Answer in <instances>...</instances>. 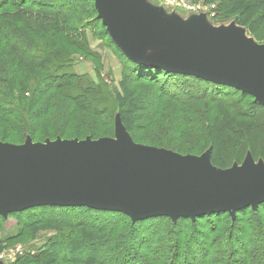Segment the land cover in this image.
<instances>
[{"label":"water","instance_id":"water-1","mask_svg":"<svg viewBox=\"0 0 264 264\" xmlns=\"http://www.w3.org/2000/svg\"><path fill=\"white\" fill-rule=\"evenodd\" d=\"M97 18L123 56L234 88L264 106V45L234 27L210 29L202 16L182 26L141 0H93ZM113 138L21 145L0 142V217L34 207L86 208L133 221L191 219L257 209L264 203V161L246 155L229 169L210 151L183 156L133 142L119 120Z\"/></svg>","mask_w":264,"mask_h":264},{"label":"rangeland","instance_id":"rangeland-1","mask_svg":"<svg viewBox=\"0 0 264 264\" xmlns=\"http://www.w3.org/2000/svg\"><path fill=\"white\" fill-rule=\"evenodd\" d=\"M141 2L143 7L149 12L159 13L164 21L173 19L180 25L185 26L195 20V18L202 16L206 26L210 29H228V27L241 29L254 42L264 45V0H141ZM74 6L78 14L70 13V15L80 22L79 29L81 31L79 32L81 33L79 34L84 36L82 35L81 37L77 32L58 35L55 40H49L45 46L43 44L40 46L39 44L37 47H32L31 49H34V51L24 58L22 54L15 55L6 49L4 54L0 52V73H10L9 63L12 57L16 56L20 66L17 63L18 65L13 68L14 74H21L22 70L19 67L28 65L27 68L29 69L26 72L24 71V73L31 74L33 77L38 76L43 70V65L40 62L42 61L43 52H47L45 48L54 51L55 46H58L66 50V56L72 58L74 73L78 76L90 77L99 88H104L107 91L100 90L98 92L82 88L80 92L75 91L71 92L70 95L58 96L56 101L58 107L55 113L42 119H40V116L34 119V114L26 111L24 113L17 112L18 115L23 116L22 121L24 123L13 130L10 129L11 131L0 124V141L19 143L25 136H28L27 139H29V135H32L36 141H41L44 137L60 138L62 140H83L89 137L95 140L113 138V135H115V121L119 120L125 132L128 131V136L136 144L177 151L182 155L191 153L198 156L204 148H207V145L204 144L206 138L199 136L192 130V127L195 126L193 123L186 127L187 131L182 128L183 126H180L181 128L171 132L166 127L156 130L152 125L153 122L148 123L144 120L153 111L151 100L154 95L165 94L170 98L172 95L177 94V90H192L197 93L208 90L211 93L215 89L209 85L198 86L190 82L188 83L192 85L179 86L178 83L184 82L171 81L165 78L158 79L154 78L155 76L140 77L132 69V63L122 56L123 54L118 46L113 44L114 47H111L105 36L106 29L104 28L105 31L103 32V28L98 23L99 18L96 17L97 20L94 18L91 9L92 5L84 0L77 2ZM247 22H249L250 26L245 25ZM66 35L68 36L67 42ZM69 40L72 43H68ZM3 55L4 58H1ZM37 55L39 57L36 59L35 56ZM33 77L30 76L31 79L25 80L27 91L33 87L32 92L35 88H42L43 82L38 83ZM2 88L3 85H0V91H2ZM107 92L111 95L108 100L103 96ZM33 94L36 95L34 92ZM50 94L53 95L55 93L50 92ZM28 95L30 97L31 92L26 94V96ZM228 100L238 102L236 104L237 107L249 112L247 110L248 101L241 103L234 100L233 97ZM109 101L111 104H109ZM173 101L175 100H163L161 116L167 119L171 116L176 108ZM101 104L104 106H101ZM189 105L187 108L193 105L201 110L203 108L201 103L193 102V104ZM199 113L202 112L199 111ZM254 115H256L254 118L257 119L260 126L250 131L251 135L248 134L246 139H243V136L241 137L235 132V136L232 135L234 140L229 139L230 134L222 136L217 140V144H212L213 146H210L211 149L207 150L213 154V159L217 163L220 162L221 166H229L232 158H241L247 150L252 151L255 157L264 156V116H260L257 113H254ZM211 116L216 118L215 115ZM181 117L185 120L184 124L191 122L194 118L190 115ZM261 118H263V121ZM209 123L216 124L213 119ZM151 138L156 139L159 143H153L150 140ZM247 155L250 156L249 153ZM41 208L45 207H34L31 208L32 210L17 212L19 214L14 213L7 217H0V264H29L26 262H31L36 258L38 260L31 264H62L59 261L61 256L77 257L79 255L90 261L95 259V254H98L91 249V246L90 248H85L83 244H80L81 246H73L71 243L77 241V237H79L77 234L85 233L89 235V233H93L92 231L100 232L101 230L106 231L110 238L114 240L116 238L117 245H115V248L120 246L123 248L126 244L130 247L134 245L132 251L136 250L138 255L143 256L145 253L141 252L138 247L142 246L143 250L146 249L147 242L153 238V234H156L153 228L161 225L159 221H149L144 224H138L134 229H130L129 226L124 227L122 223H119L120 220L105 213H88L77 209L66 210V207L45 210H41ZM257 216L263 219L264 209L259 211ZM245 218L239 220L238 226L242 224L240 221H244ZM254 221L255 224L260 222L256 219ZM216 224L217 220L209 219L201 221L192 227L195 232L192 237L195 238V241L191 245L189 243L182 246V261L183 257H185L191 260L187 261L188 264H199L201 262L200 260L204 257L202 247H200V242L204 241L202 234L205 231L208 233L209 228L214 227ZM114 225H117V227L113 229ZM217 228L215 233L209 235L208 238L211 240L213 237H220L219 232H222L225 241L228 243L230 241V244L234 247V260L236 262L242 261L240 250L236 251L235 240H233L235 237L231 236V230L234 225L223 222ZM257 228V226H254V234L259 232L260 236L264 237V230L261 233V230ZM176 229H181V227H176ZM131 230H134L133 234ZM251 233L252 231L250 230L247 233L248 236ZM134 235L139 240L133 243ZM162 236L164 237V235ZM166 239L169 240L168 244H174V236L170 235ZM154 242L157 246V241ZM164 242L165 245L159 248L160 253H162L163 247L167 245V241ZM153 248L154 250L156 249L155 247ZM236 252L238 255H236ZM139 261L138 258L135 263L140 264L141 261Z\"/></svg>","mask_w":264,"mask_h":264},{"label":"trees","instance_id":"trees-1","mask_svg":"<svg viewBox=\"0 0 264 264\" xmlns=\"http://www.w3.org/2000/svg\"><path fill=\"white\" fill-rule=\"evenodd\" d=\"M82 1L84 0H0V52L4 54L5 50L8 49V51H11L12 54H22L24 58L34 51V49H31L32 47H37L39 44L40 46L41 44L45 46L49 40H55V37L58 35L71 34L73 32H77L78 34L81 33L79 32L81 31V29H79L80 22L71 16L70 13L78 14L74 4ZM86 1L92 5L91 9L93 11L94 18H96L97 12L95 10L93 0ZM98 23H100L104 32L105 27L102 26L100 19L98 20ZM245 25L250 26L249 22H247ZM79 35L82 37L83 34ZM105 36L107 37L111 47H114V43L111 42L106 32ZM67 37L68 36L66 35V42ZM68 43H72L71 40H69ZM45 50L47 52H43L41 56L42 61H39L43 65V70L41 67L40 69L42 72L38 76L33 77L31 74L24 73V71L26 72V70L29 69L27 68L28 65L25 67H19L22 70L21 74H14L13 68L18 64L20 66L16 56L12 57V60L9 63L10 73H0V85H3L2 91H0V124L7 127L9 130H13L18 125L24 123V121H22L23 116L20 114L18 115L17 112L24 113V111H26L28 113L34 114V119L37 116H40V119H42L43 117L55 113L58 107V103H56L58 96L70 95L71 92L75 91L80 92L82 88H88L92 91L98 92L100 90L107 91L104 88H99L90 79V77L78 76L76 73H74L71 62L72 58L66 56V50L59 48L58 46H55L54 51H50L48 48H45ZM38 57V55L35 56L36 59ZM1 58H4V55ZM129 62L132 63L131 61ZM132 69L136 72V74L140 75V77L155 76L154 78L158 79L165 78L171 81L178 80L179 82H184L178 83L179 86L187 84H194L198 86L209 85L216 90H212L211 93H209L208 90L201 93L193 92L192 90H177V94L172 95L170 98L165 94L158 96L154 95L151 100L153 111L151 112V115L146 116L147 119L144 120L148 123L153 122L152 125L156 130H159L161 127H166L169 131L171 130V132H175L181 128L180 126H183L182 128L187 131L188 129L186 127L193 123L195 126L192 127V130L195 131V133H197L199 136L206 138L204 144L207 145V148H204V150L199 155L205 153L208 149H211L210 146H213L212 144H217V140L222 136H228V134H230L229 139L234 140L232 135L235 136L234 133L236 132L241 137L243 136V139H246L248 134L251 135L250 131L257 129L258 126H260L257 119L254 118L256 116L254 113L264 116V106L256 103L255 100H253V98L248 94H242L240 91L231 87L227 88L224 86H215L211 83L203 81L202 79L200 80L189 75L185 76L173 72L170 73L160 67H140L132 63ZM11 71L13 72L11 73ZM30 76L36 79L38 83L43 82L42 88H35L33 90L36 95H34L32 92L34 87L32 89H28V91L26 90L25 80L31 79ZM28 92H31L30 97L29 95L26 96ZM50 92L55 94L51 95ZM103 96L106 100L111 97L108 92L104 93ZM230 97H233L234 100L241 103L248 101L249 105L247 110L249 112L237 107L236 104L238 102L230 101L231 99L228 100ZM164 99L175 100L173 103L175 104L176 108L168 119L161 116V104ZM193 102L201 103V106H203L202 110L195 105L187 108L190 106L189 104H193ZM109 104H111L110 101ZM148 105L151 106L150 104ZM101 106L104 105L101 104ZM185 108H187V110H185ZM199 111L202 113H199ZM187 115H190L194 118L191 120V122L184 124L185 120H183L181 116ZM211 115H215L216 118H213ZM212 119L216 122V124L213 125L209 123L212 122ZM261 119L263 121V118ZM126 132L128 133V131ZM27 137L28 136H25L19 143L10 141L0 142L14 146L21 145L26 141ZM29 137L34 143H43L46 140L55 141L57 139L44 137L43 140L36 141L32 135H29ZM89 138L91 140H95L91 137ZM77 140L82 141V139ZM150 140L153 143L158 142L154 138H151ZM133 142L135 143L134 140ZM171 152L174 153L175 151ZM176 153L180 154L177 151ZM248 153L255 162L261 160L264 161V156L255 157L253 152L250 150H247L245 154L239 159L232 158L230 165L225 167L221 166L220 162L217 163L215 159H213V154L211 153L210 159L214 167L220 169H229L234 163L241 165L245 161V157ZM188 155L193 154L188 153L183 156ZM45 209L58 208L48 206L41 208V210ZM65 209L83 210L88 213L92 212L109 214L110 217L120 220L119 223H122L124 227L129 226L130 229H134L136 226H138V224H144L149 221H159L161 225L153 228L156 234H153V238L147 242L146 249L143 250L142 246L138 247L140 248L141 252L143 251V253H145L143 256L138 255L136 250L132 251L134 245L133 247H130L128 244H126V246H123V248L121 246L115 248V245H117L115 241L116 238L115 240L110 238L106 231L103 230L100 232L92 231L93 233H89V235L85 233L77 234V236H79L77 237L78 242L76 241L75 243H71V245L81 246L80 244H83L85 248H90L91 246V249L98 254H95V259H91L90 261L81 255L77 257L61 256L59 261H61L62 264H136L135 262L138 258L142 264H188L187 261L191 260H188L185 257H183V261L181 260V253L183 250L182 246L189 243L190 245L193 244L195 238L192 236L195 235V232L193 231L192 227L196 226L201 221L209 219L217 220V224L214 227L209 228L208 233L205 231V233L202 234V239L204 241L200 242V247H202L204 257L200 260L201 262L199 264H264V237H261L258 231V234H254L255 231H253L254 226H257V229L261 230V233L264 230V217L263 219H260L257 216L259 211L264 209V203H262V205H260L255 210H252L250 207H248L247 209L237 211L234 215V219L230 217L228 213L219 212V214L205 215L203 217H198L195 220L180 218L176 220V222H172L171 219L165 217L147 219L143 222H132L128 217L121 213L117 214L108 211L101 212L79 207H66ZM17 214H15V216H17ZM244 217H246L245 220L240 221L242 224L238 226L239 220ZM255 219L260 222L255 224ZM223 222H228L230 225H234V228L231 230V236L233 235V238L235 237L233 240H235L236 251L240 250L242 261L236 262V260H234V247L230 244V241L229 243L225 241L222 232H219L220 237H213L211 240L208 238L209 235L215 233L219 224H222ZM116 227L117 225H114L113 229ZM176 227H181V229H176ZM250 230L252 233L248 236L247 233H249ZM162 235H164V237ZM170 235L175 237L174 244H168L169 240L166 238H168ZM240 235H242V237H240ZM136 240H139V238L134 235L133 243ZM154 241H157V246L155 245ZM164 241H167V245L163 247L162 253H160L159 248H162V246L165 245ZM152 246L156 248V251ZM238 247H240V249H238ZM236 255H238L237 252ZM37 260L38 259L36 258L31 262L26 263L31 264Z\"/></svg>","mask_w":264,"mask_h":264}]
</instances>
